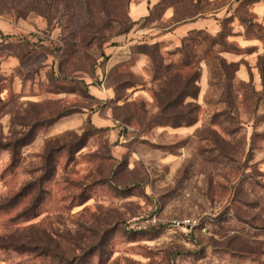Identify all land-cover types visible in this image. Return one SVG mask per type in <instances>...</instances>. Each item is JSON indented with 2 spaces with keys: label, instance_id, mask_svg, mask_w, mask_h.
<instances>
[{
  "label": "rangeland",
  "instance_id": "374dc122",
  "mask_svg": "<svg viewBox=\"0 0 264 264\" xmlns=\"http://www.w3.org/2000/svg\"><path fill=\"white\" fill-rule=\"evenodd\" d=\"M34 1L0 0V245L47 234L84 264H264V51L239 47L263 41L256 0L236 10L244 39L221 15L180 40L235 0H163L133 24L136 0H79L103 39L73 56L67 11ZM68 115L82 120L61 129ZM37 182L39 215L14 224ZM0 264L48 262L0 249Z\"/></svg>",
  "mask_w": 264,
  "mask_h": 264
},
{
  "label": "trees",
  "instance_id": "16d2710c",
  "mask_svg": "<svg viewBox=\"0 0 264 264\" xmlns=\"http://www.w3.org/2000/svg\"><path fill=\"white\" fill-rule=\"evenodd\" d=\"M163 1V0H162ZM159 3L157 6H160L162 4ZM79 0H36L34 3L37 6H43L46 11L50 10H58V7H61L67 11L66 14H63V17H68L69 24L67 25L68 32V38L65 41L66 47H67V55L73 56L77 54V49L81 48H87L97 42H100L101 39H103V34L101 28H97V26L94 24V22L91 21V18H88L87 23H84L85 21H81L78 23L76 13V6L78 4ZM82 2L85 4V6L89 9L90 4L88 0H82ZM156 6V7H157ZM86 8V10H87ZM88 17V16H87ZM91 17V16H90ZM254 18V17H253ZM240 19V18H239ZM76 20V22H75ZM131 20V19H130ZM240 21L243 23V21L240 19ZM134 22H132L133 24ZM244 24V23H243ZM75 25V26H74ZM129 29H126L123 31V33H127ZM229 33L228 35H230ZM185 63V62H184ZM220 67L223 69L227 68V65L223 63V61H220L219 63ZM180 75H177L176 78H180ZM199 79V75L193 78L194 82H197ZM191 81V80H190ZM187 83H189V80L185 81L183 83V86H185ZM185 84V85H184ZM197 90V88H196ZM199 92V89H198ZM180 97V94L178 95V98ZM174 101H171L173 103ZM169 103L168 105H170ZM69 116V115H68ZM43 182H37L33 185L32 189L29 192H26L27 195H30V193H33L34 197H32L33 204L31 205V208L23 209L21 210L14 218H12V222L15 224V222L19 221H29L34 218H36L39 215V203L42 199V197L46 194L44 189L42 188ZM34 187L37 188L36 192L33 191ZM27 195L23 191H21L16 196V203L21 201L23 198H25ZM38 201V204L36 203ZM8 208L7 207H4ZM41 237H29L28 241L21 242L18 241H10L7 244H1L0 249L8 250L11 249L14 252H18L20 254H26L28 256H32L34 258H37L41 261L45 260L48 262V264H72L77 261V264H84V262L81 261V259H85L84 257L89 259V254H85L83 258L75 259L73 261L72 256V249L71 246L73 244L70 242L69 239H63V242L58 243L55 241V239L51 235H45ZM94 255V254H92ZM91 257V254H90ZM85 263H89V260Z\"/></svg>",
  "mask_w": 264,
  "mask_h": 264
},
{
  "label": "crops",
  "instance_id": "0c3cea01",
  "mask_svg": "<svg viewBox=\"0 0 264 264\" xmlns=\"http://www.w3.org/2000/svg\"><path fill=\"white\" fill-rule=\"evenodd\" d=\"M162 0H136L134 3H131L130 7H129V18L131 19L132 22L136 23L144 18H146L149 15V11H151L154 7H156L159 3H161ZM216 1V0H213ZM243 1L245 0H235V5H233L230 9L227 8H220L219 10H217L215 13L216 14H212L209 16L210 18V22H208L207 26L205 24H203L202 18H199L197 20H193L192 22L189 23H184L179 25V27H177L176 29L172 30L171 32H169V36L173 37L175 40H180L183 39V35H185L187 33V30H207L211 33H216L218 32V27H219V22L216 19H218V17H220L221 15H224V17H232L231 19V34L232 35H239L240 38L244 39V32H245V26L244 24L240 21L239 18H237L236 15V10L239 7L240 4L243 3ZM264 5V0H256L254 3H252L251 5V9L253 11V14L255 15V17L257 19H255L257 21L258 24L264 26V14H261V10H259V7ZM228 13V14H227ZM166 18L170 19L171 15L169 12H167L165 14ZM214 17V18H211ZM182 29V30H181ZM186 29V30H183ZM264 33V30H263ZM264 37V36H263ZM243 42V44H239L240 48H245V47H251L253 48V53L259 51H264V38L263 41L260 45L259 39L254 38V40L251 39H245L243 41H241V43ZM262 49H261V48ZM113 51V50H111ZM252 54V53H251ZM226 58V57H225ZM232 62H236L234 60H231ZM10 62V61H9ZM5 64V63H4ZM248 73L247 71H245L242 68H239L238 72H237V77H239L240 79L244 80L246 78H248ZM207 80V76H203L201 77V86L204 85V82ZM91 93H93V95H95V98L98 100H104V99H109L112 95V91L108 88H94L91 86L90 89ZM85 112V111H82ZM97 118L95 119L94 117L92 118V120L101 127H108V121L107 120H102V118H98V115H96ZM82 120V118L79 117H75L72 115L66 116L62 118L63 125L61 127V129H71L76 127L77 124H75L77 121ZM101 121V122H100ZM60 122V123H61ZM108 123V124H106Z\"/></svg>",
  "mask_w": 264,
  "mask_h": 264
}]
</instances>
